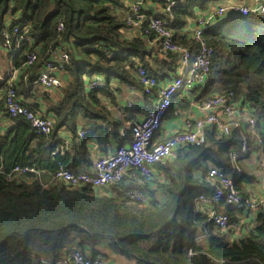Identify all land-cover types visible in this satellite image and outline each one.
<instances>
[{
	"label": "trees",
	"instance_id": "trees-1",
	"mask_svg": "<svg viewBox=\"0 0 264 264\" xmlns=\"http://www.w3.org/2000/svg\"><path fill=\"white\" fill-rule=\"evenodd\" d=\"M128 1L0 0V32L10 15L7 28L20 24L29 35L18 50L9 53L0 33V62L10 65L12 60V66L19 70L14 83L18 94L22 96L29 84H35L51 49L62 45L68 53L60 71L64 78L59 74L64 82L61 95L50 106L54 123L49 133L38 132L23 116L11 117L6 112L3 88L7 75H0V112L9 120V126L0 131V264H56L72 246L97 256L102 252L95 246L102 242L134 264H264L263 209L248 210L242 218L229 211V227L217 230L206 214L194 208L196 195L211 192L205 180L210 166L235 172L228 150L238 148L243 136L248 141V161L238 164L235 188L246 198L250 195L248 184L258 178L256 161L261 154L264 157V13L252 11L216 19L205 30L213 47L210 70L203 84L188 91L196 102L233 93L238 114L227 133L206 125L204 143L184 144L174 155L154 164L164 175L160 179L145 180L135 169H128L119 181L104 187L73 186L54 177L57 160L75 172L85 169H78L74 156L89 162L88 139L108 142L107 128L90 127L77 143L73 141V152L52 158V151L63 144L60 128L69 127L77 137L78 117L105 119L110 124L100 95L114 94L112 79L141 87L135 76L139 65L158 79L175 71L173 54H169L170 62L159 60L149 38L122 33ZM216 1L220 0H179L172 8L174 39L193 49L195 43L183 28L197 10L207 9ZM118 9L121 14H116ZM60 21L63 27L58 30ZM32 50L37 52V60L27 66L26 55ZM96 74L104 84L86 91V78ZM244 115L256 119L253 130ZM117 139L119 142L118 131ZM26 164L48 173L47 178L35 172H12L15 165ZM134 189L148 194L149 201L126 195ZM236 231L237 238L226 239ZM200 234L206 237L203 241L198 240ZM152 237L156 241L146 244Z\"/></svg>",
	"mask_w": 264,
	"mask_h": 264
},
{
	"label": "built area",
	"instance_id": "built-area-1",
	"mask_svg": "<svg viewBox=\"0 0 264 264\" xmlns=\"http://www.w3.org/2000/svg\"><path fill=\"white\" fill-rule=\"evenodd\" d=\"M179 0H130L127 2V11L124 18V26L121 28L126 37L143 36L149 38L155 46L157 59H164L173 54L175 57V75L166 81L157 90V99L154 105L146 110L140 120L131 121L128 129L119 131V142L115 149L106 154L96 157L87 170L72 171L61 161H55L57 169L54 177L66 184L79 185L89 184L94 187H104L119 181L128 169L137 170L145 180H151L156 175L162 178L164 175L157 171L154 164L163 158L174 155L175 151L187 143L202 144L206 140L205 126L212 124L221 133H227L237 111V102L233 100V93L216 94L202 102H194L197 109L202 113L201 117L194 120H186L183 128L175 131L169 137L161 139L157 135L161 130L163 120L169 115H178L177 110H172L174 95L184 89L201 85L206 80L210 70L213 47L208 43L205 30L216 20L224 15L231 14L233 17L247 15L250 12L264 13V0H254L250 6L246 0H220L216 1L207 9L197 10L195 16L189 19L183 30L195 43L193 49L178 43L174 39V32L170 24L174 19L172 8ZM160 14V15H159ZM7 24L1 30L4 39L3 47L9 53H14L20 44L29 40L26 29L20 24L11 28L8 15ZM192 23V25H190ZM62 22L58 23L57 29L61 30ZM68 58L64 46L50 50V58L42 65L36 75L35 83L47 89H61L63 80L58 71L63 69V64ZM37 60V52L30 51L26 55V65L30 66ZM19 70L12 66L8 68L6 75V87L4 88V108L11 116H23L36 131L49 133L52 130L54 118L42 115L26 104L22 96L17 93L15 79ZM135 76L145 94L154 95L158 86V78L150 74L147 69L139 65ZM104 84L100 75L86 78L87 91L97 89ZM246 123L253 130L256 125L254 117H247ZM86 134L85 130H79L80 137ZM247 137L243 136L238 148H230L231 169L229 170L210 166L205 180L210 183L211 192L199 193L194 199V208L197 212L207 215L211 225L217 230H226L230 224V213L233 211L237 216H242L248 210L261 208L264 210V186L259 193H253L243 198L235 188V178L240 173L238 165L248 154ZM65 148L57 147L52 151V158L57 154H63ZM262 180L264 181V157L256 161V165ZM12 172L26 175L35 172L40 176L33 164L23 166L15 165ZM126 195L141 202L149 201V196L138 190H128ZM169 239H164L167 243ZM191 248H189V252ZM42 262H44L42 260ZM56 264H109L103 256H89L77 246L70 247Z\"/></svg>",
	"mask_w": 264,
	"mask_h": 264
},
{
	"label": "crops",
	"instance_id": "crops-1",
	"mask_svg": "<svg viewBox=\"0 0 264 264\" xmlns=\"http://www.w3.org/2000/svg\"><path fill=\"white\" fill-rule=\"evenodd\" d=\"M239 1V0H234ZM247 3L250 6H253L254 0H246ZM231 16V14L224 15L223 17ZM221 17V18H223ZM238 17V16H236ZM220 19V18H216ZM192 25V23H190ZM168 62L172 61V58L166 57L164 58ZM10 65L8 62H0V75L3 76L6 74L8 68ZM176 71L169 72L168 75H163L162 78H159V84L155 88L154 95H148L142 92L140 87L135 86H129L127 84H122L117 81L116 78L112 79V89L114 90V94L112 96L108 95H100L101 104L105 108L108 120L110 124L105 119H96L92 121H87L81 117H78L76 119V132L77 137L74 138L72 131L69 127L64 126L59 129V137L63 140V144L60 146H63L65 148V151L73 152V141L77 143L79 139L81 138L79 135V130H85L87 131L90 127L94 126H103V128H107L110 132V137L108 142L100 143L95 138H90L86 141V149L88 150L90 156H89V162H86L85 159H83L82 156L72 153L71 155L76 157L79 161H74L75 164H77L78 169L85 168L84 170L88 169L91 162L100 155H106L110 152H112L117 143V131L120 130H126L129 127V124L131 121H138L141 119L142 114L148 110L157 99V90L171 77L175 75ZM58 75H62V78H64V75L62 72L58 71ZM18 72L17 77L15 79V82L19 79ZM85 90L87 91L86 86L84 85ZM4 89V88H3ZM2 89V90H3ZM188 89H184L174 95L173 101H172V110H177L178 115H169L167 116L163 122L160 132L158 133V137L161 139L169 137L171 134H173L175 131H178L179 129L183 128V125L186 120H195L199 117H201L202 113L197 109L194 102V96L191 94ZM62 92L61 89H47L37 83L34 85H28V89L23 92L22 99L23 101L28 104L30 107L35 109L38 113L42 115H46L49 117L54 118V114L52 111H50V106L57 101V99L60 97ZM114 97V99H113ZM5 126H9V120L6 117V115L1 111L0 112V131L2 132L5 130ZM57 146V147H60ZM75 158V160H76ZM248 161V159H244L241 162L244 163ZM83 171V170H81ZM251 173H255V170L251 167ZM43 176V178H47L48 173L41 172L40 176ZM254 175V174H253ZM157 179L159 178V175L155 176ZM264 186V181L262 180L260 173L258 171V178L256 181L248 184V189L250 191V195L253 193H259L262 190V187ZM204 234H200L198 236V240L203 241ZM237 238V237H236ZM95 249L102 252L99 253L100 256L105 257L109 264H134L132 260L131 263L126 261L124 258L119 256L117 253L110 251L108 248L105 247V243L102 242L95 246Z\"/></svg>",
	"mask_w": 264,
	"mask_h": 264
},
{
	"label": "rangeland",
	"instance_id": "rangeland-1",
	"mask_svg": "<svg viewBox=\"0 0 264 264\" xmlns=\"http://www.w3.org/2000/svg\"><path fill=\"white\" fill-rule=\"evenodd\" d=\"M121 13H122L121 10H119V9L116 10V14H121ZM0 55H1V54H0ZM85 84H86V83H85ZM237 231H239V230H237ZM237 231L235 232V233H236L235 235H231L230 233L227 234L226 239H228V240H233V239H235V238L238 236ZM232 234H233V233H232ZM155 241H156V238L152 237V238H150V239L146 242V244H153ZM118 255H119V254H118ZM119 256H120V255H119ZM121 257H122V256H121ZM122 258H124V257H122ZM124 259H125V258H124ZM125 260L131 263L130 260H128V259H125Z\"/></svg>",
	"mask_w": 264,
	"mask_h": 264
}]
</instances>
